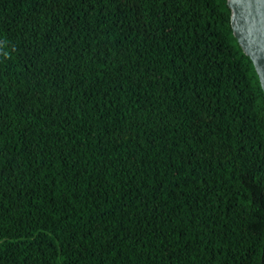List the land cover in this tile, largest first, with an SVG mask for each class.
<instances>
[{
	"label": "trees",
	"instance_id": "trees-1",
	"mask_svg": "<svg viewBox=\"0 0 264 264\" xmlns=\"http://www.w3.org/2000/svg\"><path fill=\"white\" fill-rule=\"evenodd\" d=\"M0 264H264L226 0H0Z\"/></svg>",
	"mask_w": 264,
	"mask_h": 264
},
{
	"label": "water",
	"instance_id": "water-1",
	"mask_svg": "<svg viewBox=\"0 0 264 264\" xmlns=\"http://www.w3.org/2000/svg\"><path fill=\"white\" fill-rule=\"evenodd\" d=\"M234 37L258 75L264 92V0H226Z\"/></svg>",
	"mask_w": 264,
	"mask_h": 264
}]
</instances>
